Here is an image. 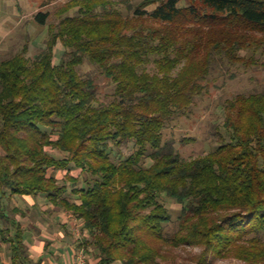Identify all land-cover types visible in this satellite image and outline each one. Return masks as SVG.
I'll return each mask as SVG.
<instances>
[{
  "label": "trees",
  "instance_id": "16d2710c",
  "mask_svg": "<svg viewBox=\"0 0 264 264\" xmlns=\"http://www.w3.org/2000/svg\"><path fill=\"white\" fill-rule=\"evenodd\" d=\"M58 13L35 15L48 38L34 57L27 43L0 60V233L12 264H41L5 213L23 195L80 219L78 247L97 264H164L182 246L202 249L182 264H264V89L225 102L227 137L207 155L186 159L163 136L219 63L264 65V0H70ZM85 60L114 84L109 103L80 73ZM125 140L138 149L114 161ZM163 197L181 204L173 233Z\"/></svg>",
  "mask_w": 264,
  "mask_h": 264
},
{
  "label": "rangeland",
  "instance_id": "374dc122",
  "mask_svg": "<svg viewBox=\"0 0 264 264\" xmlns=\"http://www.w3.org/2000/svg\"><path fill=\"white\" fill-rule=\"evenodd\" d=\"M70 0H0V60L18 53L27 43L30 54L34 57L45 47L48 38V26H42L34 20L39 11L50 12L48 22L58 21V10ZM55 62L60 61L63 45L58 43ZM83 76H92L99 84V103H109L114 98L115 86L100 69L89 60L79 68ZM208 89L198 96L187 115L179 116L169 122L163 130L164 140L171 141L186 159L207 155L217 144L219 134L227 137L223 127L225 119V102L239 93H251L264 89V65L246 67L241 64H223L214 69L208 81ZM134 140H125L121 144H113L111 156L120 161L136 152ZM56 153V151H55ZM150 158L143 164L150 165ZM52 171V170H51ZM50 171V172H51ZM67 170H58L56 176L65 178ZM73 175L80 173L72 170ZM163 201L172 213L173 221L167 225V231L173 233L178 228V216L181 204L163 197ZM74 222V220H73ZM80 227L82 221L79 219ZM80 232H83L82 230ZM84 239V235H83ZM201 247L182 246L166 248L165 257L160 259L164 264H182L191 262L192 256L199 254ZM97 263L95 253L88 254ZM212 264H235V258L212 259ZM113 264H120L119 261Z\"/></svg>",
  "mask_w": 264,
  "mask_h": 264
},
{
  "label": "crops",
  "instance_id": "0c3cea01",
  "mask_svg": "<svg viewBox=\"0 0 264 264\" xmlns=\"http://www.w3.org/2000/svg\"><path fill=\"white\" fill-rule=\"evenodd\" d=\"M9 203L5 213L14 215L22 224L24 242L32 260L41 264H74L75 250L83 239H78L72 228L73 218L68 210L60 209L43 195L17 196ZM14 209L18 210L13 214ZM5 227L6 222L0 219V231ZM0 264H12L10 244L3 240L1 233Z\"/></svg>",
  "mask_w": 264,
  "mask_h": 264
},
{
  "label": "built area",
  "instance_id": "2783aa9c",
  "mask_svg": "<svg viewBox=\"0 0 264 264\" xmlns=\"http://www.w3.org/2000/svg\"><path fill=\"white\" fill-rule=\"evenodd\" d=\"M69 215L73 218L74 222L72 224V228L77 234L78 239H83V232H80L82 228L80 227L79 219L76 218L71 212H69ZM85 248L77 247L75 250V256H74V264H97L96 262H93V260L88 255Z\"/></svg>",
  "mask_w": 264,
  "mask_h": 264
}]
</instances>
